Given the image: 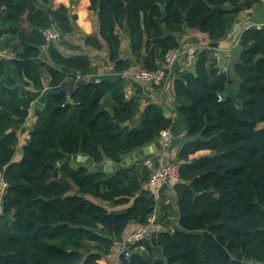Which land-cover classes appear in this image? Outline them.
<instances>
[{
  "label": "trees",
  "instance_id": "trees-1",
  "mask_svg": "<svg viewBox=\"0 0 264 264\" xmlns=\"http://www.w3.org/2000/svg\"><path fill=\"white\" fill-rule=\"evenodd\" d=\"M50 1L0 0L4 44L16 54L0 58V167L6 183L0 264H101L131 222L147 224L154 212L156 199L146 188L151 170L138 159L109 173L67 157L84 153L96 163L119 162L158 140L173 122L159 104L144 102L139 83L126 96L121 77L80 82L70 92V102L68 77L85 76L91 62L87 54L62 52L61 46L75 47L68 36L77 15L64 4H51L46 12ZM255 2L90 0L89 8L98 14L110 59L124 70L144 53L146 67H159L158 59L181 45L178 34L185 35L187 28L219 41L238 13ZM52 24L62 37L44 53L43 30ZM125 25L131 57L118 59V28ZM166 29L172 34L164 36ZM86 43L99 46L100 41L88 35ZM239 43L234 70L241 98L232 92L222 96L230 73L215 61L208 63L209 46L198 51L193 68L179 63L172 68L176 109L189 138L174 159L180 169L174 186L179 224L173 230L152 227L156 244L151 234L129 244L121 264H264V25L244 28ZM42 71L53 91L42 114L30 122L33 129L26 128L29 140L14 160L17 131L33 116V102L45 88ZM106 93L115 101L111 110L100 102ZM203 148L211 153L190 157ZM167 206H162L166 212ZM140 245L143 250L135 248Z\"/></svg>",
  "mask_w": 264,
  "mask_h": 264
},
{
  "label": "crops",
  "instance_id": "crops-1",
  "mask_svg": "<svg viewBox=\"0 0 264 264\" xmlns=\"http://www.w3.org/2000/svg\"><path fill=\"white\" fill-rule=\"evenodd\" d=\"M60 4H64L70 9V13L76 14V24L74 31L68 36L69 43L74 48L68 46H61L62 52L66 55L68 54H76V53H84L90 57L91 62V70L88 74L83 77H78L77 79H82V81H88L91 79H108V80H118L122 76L123 71L127 70H135L142 65L146 67V53L142 55L139 60H134L131 66L128 69L118 70L116 67V62L110 59L109 49L107 46L106 41L100 36L99 33V18L98 14L94 12L92 9L89 8L90 0H52V7L56 8ZM3 6L0 5V18L3 15ZM242 12L245 13L244 16H241ZM237 18L239 20L237 21ZM187 22V21H185ZM250 25H264V0H256V2L249 8L243 9L238 13L236 16L233 24L230 26L226 35H224L219 41H211L208 37V34L200 31L197 28H187L186 34L180 37L181 45L187 44H197L199 46H209L211 49L208 63L213 61L216 62L217 66L221 69L230 73V78L232 79V83L238 89L240 84V78L236 74L234 70V66L239 59L241 46L239 43V38L241 31ZM119 29V36L122 40L121 47L123 48V53L120 55L118 59H125L131 57V48H130V35L128 32V27L125 25L123 28ZM7 35V29L3 25H0V58H13L16 56L15 52L5 46L4 40ZM88 35L97 36L100 44L99 46L94 44L86 43V37ZM191 36H196L199 40L198 43L192 42L188 40ZM212 42H217L216 46H210ZM44 53L47 51V48H43ZM165 56V55H164ZM160 61L159 67L164 65V57L158 59ZM175 65L172 66V68ZM158 68V67H157ZM170 70V76L166 79V81L161 83H151V82H144V81H135L131 79L123 78L124 81V89L126 96H131L135 92V85L134 83H139L143 90L142 96L144 102L152 101L159 104L164 111L165 116L171 118L172 124L171 127L173 128L175 136L170 141L166 151L167 157L170 160L177 158V153L181 145L188 140L189 138L186 135L187 131V124L183 117L179 115L176 109V99L173 89V78L174 73ZM43 79L45 87H49L48 84V77L42 71ZM74 77H68L67 84L69 81ZM79 83H76L78 85ZM75 85V86H76ZM101 105L106 108L107 110H111L112 106L115 105V101L110 93H106L100 100ZM33 111V112H32ZM32 114L30 120L27 121L22 127H24V131L19 130L17 131L19 134V143L17 146V152L15 153L13 159L17 160L21 158L22 152L19 150L22 148V145L26 140L29 138V133H26V128L32 127L30 122L35 120L37 117L34 111V107L32 106ZM141 127L140 124L137 125ZM158 144L157 140L154 141ZM153 143V142H152ZM151 143L147 144L150 145ZM145 145V146H147ZM143 148V147H141ZM140 149V148H138ZM136 149V150H138ZM135 151V150H134ZM161 151V146L158 144V148L153 152L146 154L145 156L141 157L140 159L143 160L144 157L148 156H157ZM211 153V149L203 148L199 149L196 152L190 155L191 158H197L202 155H208ZM68 159V158H67ZM70 160V159H69ZM73 164L78 163V161L71 160ZM103 162H113L110 159H104ZM88 166H91L87 163ZM62 177V176H60ZM6 183L3 180V173H0V210H1V202L2 196L5 191ZM147 189L154 195L156 199V208L155 212L158 215V220L155 224V228L157 230H161L164 228L174 229L179 224V210L177 205V197L174 191V188L170 187L167 183L158 182L156 187H151L149 183L147 184ZM163 204H169L167 206V212L165 209H162ZM140 224L136 222H131L125 234L122 238L117 239L112 246L111 252L105 257H102L100 260L101 264H121L120 263V255L123 251L126 250V240L127 237L135 231ZM136 249L143 250L144 247L142 245L136 246Z\"/></svg>",
  "mask_w": 264,
  "mask_h": 264
},
{
  "label": "built area",
  "instance_id": "built-area-1",
  "mask_svg": "<svg viewBox=\"0 0 264 264\" xmlns=\"http://www.w3.org/2000/svg\"><path fill=\"white\" fill-rule=\"evenodd\" d=\"M45 42L43 48L48 46L54 41H58L62 37V32L55 24L49 25L43 30ZM199 45L187 44L172 47L167 50L164 56V65L158 68L139 67L135 70H127L122 72L123 78L135 81H144L151 83H161L166 81L170 76V70L174 64H180L186 69H191L194 66L199 51ZM31 111V108L28 109ZM175 136L171 126L165 127L160 131L158 137V144L161 146V151L157 156H146L143 158L142 163L144 166L150 168L151 173L148 183L151 187H156L158 182L167 183L170 187L174 188L176 183L180 181L179 164L176 161L170 160L167 157V147ZM158 220V215L154 211L147 224L140 225L128 237L129 244H137L143 239L150 236L152 225H155Z\"/></svg>",
  "mask_w": 264,
  "mask_h": 264
},
{
  "label": "water",
  "instance_id": "water-1",
  "mask_svg": "<svg viewBox=\"0 0 264 264\" xmlns=\"http://www.w3.org/2000/svg\"><path fill=\"white\" fill-rule=\"evenodd\" d=\"M52 4V0L49 2L48 7L45 8V11L48 12L49 6ZM219 7V6H218ZM241 5H236L234 6V8H238L241 9ZM245 13L242 12L241 16H244ZM239 20V18H237V21ZM161 22L162 25L165 27V23H164V19L163 17L161 18ZM57 28H59V26L57 24H55ZM185 26L188 27L187 22H185ZM172 34V31L169 29H166V32L164 34V36H168ZM207 34V33H206ZM183 34L179 33L178 36L182 37ZM188 40H191L192 42L198 43L199 40L196 36H191L190 38H188ZM217 42H212L210 44V46H216ZM204 48V46H200L199 50H202ZM120 51V55H122L123 53V48L121 47L119 49ZM176 65V64H174ZM141 67H145L144 65H142ZM80 82H84L82 81V79H77V78H72L69 83L65 86V90L67 91V96H68V100L70 102H72V99L70 98V92L74 90L76 83H80ZM53 91V88L51 86L49 87H45L43 89V91L41 92L40 96L33 102V107H34V111L36 116H40L42 114V108L45 104L46 98L48 96V94ZM234 93L235 96L237 98H241V92L239 90H237V88L234 86V84L232 83V79L229 77L228 81L226 83L225 89L222 92V96H226L228 93ZM131 122H133V120H130ZM33 129V126L31 127ZM21 131H24V127H21ZM29 140V139H28ZM158 148V144L156 142L151 143L150 145L144 146L143 148H140L138 150H135L131 153H129L127 156H125L121 161L119 162H101V163H96L93 158L89 155V154H84V153H78L76 155H69L67 158L70 160H75L78 162H84V163H88L91 166L101 169L103 171L106 172H113L115 170L120 169L121 167L133 162L134 160H138L141 157L145 156L146 154H149L151 152H153L154 150H156ZM21 152H23V148L19 149ZM3 167H0V173H3ZM183 182V181H182ZM142 190L139 191V193H141ZM152 227H155V225H152ZM151 241L153 244H156V237H155V233L152 232L151 233ZM126 247H129V243L126 241ZM156 249L159 250V246H156ZM132 251H129V254H131ZM238 258H242V254H238L237 256Z\"/></svg>",
  "mask_w": 264,
  "mask_h": 264
},
{
  "label": "rangeland",
  "instance_id": "rangeland-1",
  "mask_svg": "<svg viewBox=\"0 0 264 264\" xmlns=\"http://www.w3.org/2000/svg\"><path fill=\"white\" fill-rule=\"evenodd\" d=\"M109 206V205H108Z\"/></svg>",
  "mask_w": 264,
  "mask_h": 264
}]
</instances>
